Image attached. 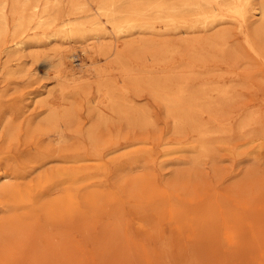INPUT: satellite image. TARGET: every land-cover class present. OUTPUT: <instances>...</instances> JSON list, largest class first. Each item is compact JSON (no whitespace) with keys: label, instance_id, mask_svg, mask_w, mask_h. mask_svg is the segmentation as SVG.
<instances>
[{"label":"bare ground","instance_id":"bare-ground-1","mask_svg":"<svg viewBox=\"0 0 264 264\" xmlns=\"http://www.w3.org/2000/svg\"><path fill=\"white\" fill-rule=\"evenodd\" d=\"M245 50L264 59V0H0V138L100 161L157 126L148 95L192 164L262 144L264 115L232 105ZM227 63L229 84L209 70Z\"/></svg>","mask_w":264,"mask_h":264},{"label":"rangeland","instance_id":"rangeland-1","mask_svg":"<svg viewBox=\"0 0 264 264\" xmlns=\"http://www.w3.org/2000/svg\"><path fill=\"white\" fill-rule=\"evenodd\" d=\"M243 62L232 105L264 115V59ZM231 65L209 70L229 84ZM146 97L157 126L100 161L24 130L0 138V264H264V139L218 141L192 164Z\"/></svg>","mask_w":264,"mask_h":264}]
</instances>
